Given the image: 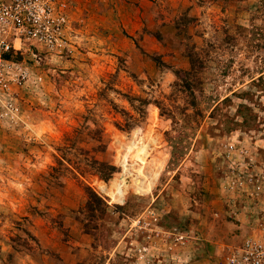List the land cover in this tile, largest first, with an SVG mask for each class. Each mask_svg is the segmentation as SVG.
<instances>
[{"label":"rangeland","instance_id":"1","mask_svg":"<svg viewBox=\"0 0 264 264\" xmlns=\"http://www.w3.org/2000/svg\"><path fill=\"white\" fill-rule=\"evenodd\" d=\"M25 45L0 264H210L261 228L264 0H76L66 44Z\"/></svg>","mask_w":264,"mask_h":264},{"label":"built area","instance_id":"2","mask_svg":"<svg viewBox=\"0 0 264 264\" xmlns=\"http://www.w3.org/2000/svg\"><path fill=\"white\" fill-rule=\"evenodd\" d=\"M75 3L76 0H0V103L11 84H21L25 77L19 56L32 51L25 48L26 43H35L47 51L67 43ZM210 264H264V223Z\"/></svg>","mask_w":264,"mask_h":264},{"label":"trees","instance_id":"3","mask_svg":"<svg viewBox=\"0 0 264 264\" xmlns=\"http://www.w3.org/2000/svg\"><path fill=\"white\" fill-rule=\"evenodd\" d=\"M124 159H125V157H124ZM124 159H123V161H124ZM123 168H124L123 173L128 174V172H129V174H131L130 171H129V167L126 164V162H123ZM110 169H113V167H110ZM121 182L122 181H120V180H114L113 181V183L111 185V190L109 192L111 199L115 195V193L120 190Z\"/></svg>","mask_w":264,"mask_h":264}]
</instances>
